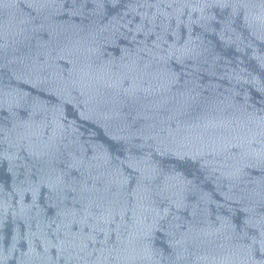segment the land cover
Instances as JSON below:
<instances>
[{"label":"water","instance_id":"1","mask_svg":"<svg viewBox=\"0 0 264 264\" xmlns=\"http://www.w3.org/2000/svg\"><path fill=\"white\" fill-rule=\"evenodd\" d=\"M0 264H264V0H0Z\"/></svg>","mask_w":264,"mask_h":264}]
</instances>
